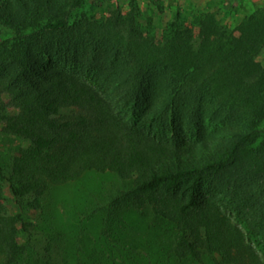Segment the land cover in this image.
Segmentation results:
<instances>
[{
  "label": "trees",
  "instance_id": "trees-1",
  "mask_svg": "<svg viewBox=\"0 0 264 264\" xmlns=\"http://www.w3.org/2000/svg\"><path fill=\"white\" fill-rule=\"evenodd\" d=\"M105 1L0 0V88L13 90L0 114L21 106L5 131L31 147L6 171L0 157L2 264L24 254L49 186L91 170L123 181L114 203L171 223L177 258L264 264L224 211L264 251V5L231 21L177 6L157 27L144 0L125 14L83 10Z\"/></svg>",
  "mask_w": 264,
  "mask_h": 264
},
{
  "label": "rangeland",
  "instance_id": "rangeland-1",
  "mask_svg": "<svg viewBox=\"0 0 264 264\" xmlns=\"http://www.w3.org/2000/svg\"><path fill=\"white\" fill-rule=\"evenodd\" d=\"M155 1V5H148L144 0L140 6L145 17H151L157 27L171 20L177 6L188 11L217 9L222 16L229 11L225 19L231 21L254 5H264V0ZM116 9L122 14L127 13L129 0H106L99 7L92 8L87 4L83 8L103 16H109ZM257 59L264 65V51ZM12 95L11 88H0L4 102L9 103ZM21 112V106L10 104L0 114V157L5 171L14 158L31 149L26 140L12 137L5 131L9 116ZM208 129L211 134L215 127L208 125ZM260 129L264 133V118ZM219 139L213 137L208 143L213 145ZM123 187V181L115 173L94 170L64 184H51L41 197L40 208L27 218L31 226L30 233L23 238L25 252L14 264H225L217 255L204 252L177 258L172 251L176 235L171 223L147 207L134 208L128 199L119 204L113 202ZM3 205L7 213H14L12 199H6ZM224 211L243 231L246 241L264 258L260 239L247 235L244 225L233 213Z\"/></svg>",
  "mask_w": 264,
  "mask_h": 264
}]
</instances>
